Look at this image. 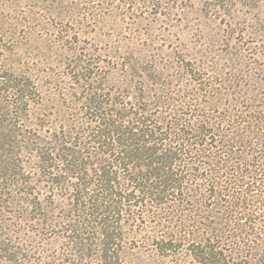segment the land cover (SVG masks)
I'll use <instances>...</instances> for the list:
<instances>
[{
  "label": "trees",
  "instance_id": "trees-1",
  "mask_svg": "<svg viewBox=\"0 0 264 264\" xmlns=\"http://www.w3.org/2000/svg\"><path fill=\"white\" fill-rule=\"evenodd\" d=\"M89 67L74 66L91 85L86 141L62 126L32 152L38 183L70 203L71 239L100 264L124 255L127 226L181 264H264V70L198 66L118 102ZM13 154L0 146V163Z\"/></svg>",
  "mask_w": 264,
  "mask_h": 264
},
{
  "label": "rangeland",
  "instance_id": "rangeland-1",
  "mask_svg": "<svg viewBox=\"0 0 264 264\" xmlns=\"http://www.w3.org/2000/svg\"><path fill=\"white\" fill-rule=\"evenodd\" d=\"M81 61L118 102L153 80L178 87L198 66L259 73L264 0H0V146L14 152L0 163V264H100L89 241L71 239L70 203L38 183L32 153L62 126L83 137L91 85L74 71ZM125 231L114 264L183 262Z\"/></svg>",
  "mask_w": 264,
  "mask_h": 264
}]
</instances>
